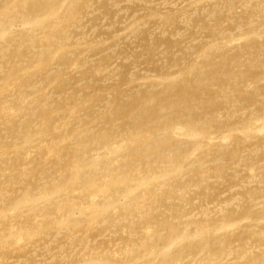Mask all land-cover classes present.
Returning a JSON list of instances; mask_svg holds the SVG:
<instances>
[{
	"label": "bare ground",
	"instance_id": "obj_1",
	"mask_svg": "<svg viewBox=\"0 0 264 264\" xmlns=\"http://www.w3.org/2000/svg\"><path fill=\"white\" fill-rule=\"evenodd\" d=\"M0 264H264V0H0Z\"/></svg>",
	"mask_w": 264,
	"mask_h": 264
}]
</instances>
